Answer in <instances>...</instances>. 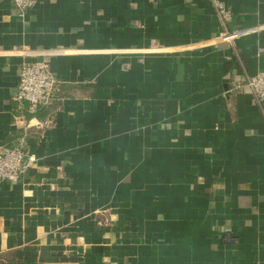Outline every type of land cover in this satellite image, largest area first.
Instances as JSON below:
<instances>
[{"label":"crops","instance_id":"0c3cea01","mask_svg":"<svg viewBox=\"0 0 264 264\" xmlns=\"http://www.w3.org/2000/svg\"><path fill=\"white\" fill-rule=\"evenodd\" d=\"M220 1L0 0V146L36 157L0 183V264H264V0ZM22 48L60 51L34 115Z\"/></svg>","mask_w":264,"mask_h":264},{"label":"built area","instance_id":"2783aa9c","mask_svg":"<svg viewBox=\"0 0 264 264\" xmlns=\"http://www.w3.org/2000/svg\"><path fill=\"white\" fill-rule=\"evenodd\" d=\"M13 5L20 11L29 9L35 0H11ZM222 25L230 19V14L220 0H209ZM252 32L250 29L226 32L223 31L217 40L231 42L243 35ZM13 55L21 57H38L24 61L17 73L16 96L14 100L18 104L26 103L28 113L34 115L40 107L49 105L54 99L56 79L50 70V65L43 57L54 56L60 51L55 49H17L10 51ZM42 57V58H41ZM245 87L251 92L257 103L264 101V70L254 75L246 76ZM47 120L37 121L36 126H44ZM30 127L26 124L25 129ZM26 134L21 135L13 146H0V183L3 181H16L20 174L30 169L36 161L34 154L26 150Z\"/></svg>","mask_w":264,"mask_h":264},{"label":"trees","instance_id":"16d2710c","mask_svg":"<svg viewBox=\"0 0 264 264\" xmlns=\"http://www.w3.org/2000/svg\"><path fill=\"white\" fill-rule=\"evenodd\" d=\"M40 109H41V107L36 111V113H37ZM36 113H35V114H36Z\"/></svg>","mask_w":264,"mask_h":264}]
</instances>
